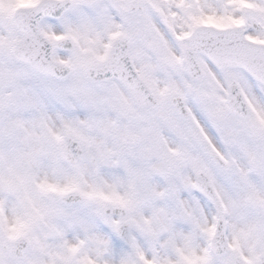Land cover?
<instances>
[{"label": "snow or ice", "instance_id": "6c2138e0", "mask_svg": "<svg viewBox=\"0 0 264 264\" xmlns=\"http://www.w3.org/2000/svg\"><path fill=\"white\" fill-rule=\"evenodd\" d=\"M0 264H264V0H0Z\"/></svg>", "mask_w": 264, "mask_h": 264}]
</instances>
